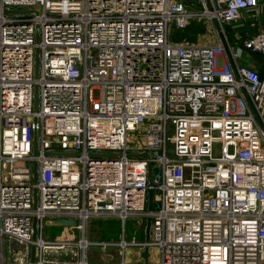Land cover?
<instances>
[{
    "label": "built area",
    "instance_id": "obj_1",
    "mask_svg": "<svg viewBox=\"0 0 264 264\" xmlns=\"http://www.w3.org/2000/svg\"><path fill=\"white\" fill-rule=\"evenodd\" d=\"M190 1L0 0V264H264V78L238 61L264 30L227 33L259 0ZM191 18L216 42L170 43ZM101 216L147 217L148 239L90 241ZM56 218L80 236L44 238Z\"/></svg>",
    "mask_w": 264,
    "mask_h": 264
},
{
    "label": "rangeland",
    "instance_id": "obj_2",
    "mask_svg": "<svg viewBox=\"0 0 264 264\" xmlns=\"http://www.w3.org/2000/svg\"><path fill=\"white\" fill-rule=\"evenodd\" d=\"M186 4V7L191 10L197 9L196 6L190 4L186 0H183ZM15 9V8H13ZM168 41L170 43H180V42H189V43H215V39L212 37V28L209 23L204 19L191 18L187 22L184 28L176 27L173 21L169 25V36ZM231 41V40H230ZM237 44L232 40V47L236 48ZM238 61L245 65H250L252 68L260 67L259 63L255 60L254 57L246 50H243L241 58ZM98 95V91H94V96ZM34 103V100H33ZM216 135V133H214ZM144 136L140 134L139 131H135L131 135V143L135 144L137 147H141L144 144ZM168 152H172V148L168 146ZM212 152L214 156L220 154V141L214 140L212 146ZM158 192L153 191V205L152 209L158 207L157 201L154 200ZM157 199V197H156ZM149 203V191L147 193V203L146 209H148ZM143 221L141 217H127L124 224L118 217L114 216H101L96 217L88 222L86 228V234L90 241L93 242H109L116 243L122 240V235L124 231V239L126 241L136 240L141 241L145 240V224L144 226L140 223ZM59 228L57 226H49L44 224L43 228V237L48 239H56L61 237H76L80 236V232L75 228ZM124 229V230H123ZM3 246V256L5 258H12L11 249L13 248L11 242L4 237L2 242ZM121 248L115 245H90L87 250V258L92 262H117L121 258ZM135 247H129L128 251L125 253V259L135 262L136 256L134 251ZM156 259L151 258L150 262H155Z\"/></svg>",
    "mask_w": 264,
    "mask_h": 264
},
{
    "label": "crops",
    "instance_id": "obj_3",
    "mask_svg": "<svg viewBox=\"0 0 264 264\" xmlns=\"http://www.w3.org/2000/svg\"><path fill=\"white\" fill-rule=\"evenodd\" d=\"M227 29H229L232 32L234 37L236 36L245 37L247 35L256 33V31L258 30H264V0H259V6L256 8V10L250 12L243 11L242 18L237 22L229 23ZM50 220L52 219H46L45 224L49 226H57L59 228H65L62 232H64L66 228L69 227V226L53 225L50 223L51 222ZM144 222H146V224L147 222H149L147 217H143V221L141 220L140 223L144 226Z\"/></svg>",
    "mask_w": 264,
    "mask_h": 264
},
{
    "label": "water",
    "instance_id": "obj_4",
    "mask_svg": "<svg viewBox=\"0 0 264 264\" xmlns=\"http://www.w3.org/2000/svg\"><path fill=\"white\" fill-rule=\"evenodd\" d=\"M187 2L189 3H194L196 4L195 2H192L190 0H186ZM227 33L229 34V36L231 37V39L233 40L234 43H236L237 45L239 46H242V43L236 38L234 37V35L232 34V32L227 29ZM246 51L248 53H250L252 55V57L255 58L256 61H258L261 65H262V68L264 69V56L256 53V52H253L251 50H247ZM33 173H34V177H36V163L33 164ZM149 180H151V171L149 170ZM152 191L149 192V203H148V209H151L152 207ZM34 205H35V195H34ZM51 224L53 225H60V226H74L76 221L74 219H66V218H56V219H52L50 220ZM149 222H147L146 224V227H145V237L146 239H148V236H149ZM33 237H35V234H36V221L34 220L33 221ZM141 256L142 258L144 259V261L147 260V257H148V249L145 248L144 250L141 251Z\"/></svg>",
    "mask_w": 264,
    "mask_h": 264
},
{
    "label": "trees",
    "instance_id": "obj_5",
    "mask_svg": "<svg viewBox=\"0 0 264 264\" xmlns=\"http://www.w3.org/2000/svg\"><path fill=\"white\" fill-rule=\"evenodd\" d=\"M258 62V61H257ZM259 63V62H258ZM260 67H257L256 70L261 78H264V69L262 68V65L259 63Z\"/></svg>",
    "mask_w": 264,
    "mask_h": 264
},
{
    "label": "bare ground",
    "instance_id": "obj_6",
    "mask_svg": "<svg viewBox=\"0 0 264 264\" xmlns=\"http://www.w3.org/2000/svg\"><path fill=\"white\" fill-rule=\"evenodd\" d=\"M128 251V250H127Z\"/></svg>",
    "mask_w": 264,
    "mask_h": 264
}]
</instances>
